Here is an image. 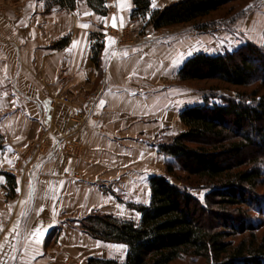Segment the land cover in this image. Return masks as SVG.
Masks as SVG:
<instances>
[{"label":"crops","instance_id":"crops-1","mask_svg":"<svg viewBox=\"0 0 264 264\" xmlns=\"http://www.w3.org/2000/svg\"><path fill=\"white\" fill-rule=\"evenodd\" d=\"M2 1L12 4L0 21V172L14 174L18 189L9 197L0 173V264L124 262L126 245L98 240L78 221L98 212L141 222L128 204H150V179L165 174L160 137L187 129L179 71L192 56L208 53V42L218 45L228 35L136 39L145 27L155 29L132 19L134 0H108L106 16L87 0L75 11L55 7L47 14L51 0ZM176 1L155 0L154 7L152 0V7ZM260 1L233 26L258 44L264 42ZM128 33L130 42L122 37ZM65 38L68 45L58 47ZM83 111H90L86 124L71 132L70 120ZM58 142L69 153H54Z\"/></svg>","mask_w":264,"mask_h":264},{"label":"trees","instance_id":"trees-1","mask_svg":"<svg viewBox=\"0 0 264 264\" xmlns=\"http://www.w3.org/2000/svg\"><path fill=\"white\" fill-rule=\"evenodd\" d=\"M87 1L96 13L108 15V0ZM240 1L244 0H179L154 9L152 0H134L132 19H144L155 30H162L194 23ZM79 3L80 0H51L47 11L57 6L75 11ZM69 41L62 39L57 46L64 47ZM100 49L98 40L94 45L96 58ZM178 77L182 82L220 81L236 87L264 83V47L249 42L217 55L198 53L185 61ZM181 120L187 129L159 144L160 153L166 157L167 172L151 177L150 204H128L141 214L140 223L98 212L78 221L79 227L92 237L128 247L124 262L91 258L90 264H170L191 254L204 256L211 264H264V245L250 247L242 242L236 246L227 241L233 232L206 227L199 217V208L206 206L190 192L196 185L207 187L210 192L206 195V210L212 212L214 205L225 213L263 204L260 196L251 194L263 177L262 168L258 157L248 158L245 154L250 149L264 154V94L255 89L219 104L205 97L203 103L185 107ZM0 173L8 179V196L16 197L17 177ZM244 224L239 218L231 226L244 229ZM59 231L52 235L58 237Z\"/></svg>","mask_w":264,"mask_h":264},{"label":"rangeland","instance_id":"rangeland-1","mask_svg":"<svg viewBox=\"0 0 264 264\" xmlns=\"http://www.w3.org/2000/svg\"><path fill=\"white\" fill-rule=\"evenodd\" d=\"M259 1L260 0H244L240 2L231 3L225 7H222L220 10L212 13L210 16L206 18L200 19L191 24H184L170 29L154 30L153 32H149L148 28L145 27L142 30V32L137 33L135 37L136 39H141L142 41H144L148 37L149 38L160 37L164 39L168 37H175L174 35L184 36L186 35L187 32H195V34L197 35L199 34L213 35L216 31L217 32L223 31V34L228 35V38L224 37L222 39V43L218 45H214L213 43L208 42L207 43L208 47L206 48V51L208 53L206 54L221 53L222 51L224 52L234 51L249 42L254 43L259 47H264L263 40H262L263 43L261 42L262 44H258L250 39H242L240 36L241 34L239 35L238 32L233 28V26L236 24V22L240 20V18H245L250 10H254L255 7H257L256 6L257 4L260 5L259 3L261 1L260 2ZM11 4H12L11 1H8L7 4L4 3V1L0 2V17H2L0 18V21H3L1 19H4L3 22H5L6 16L10 15V14H6V10ZM45 13L46 14L50 13V11L48 12L46 8ZM3 22H0V24H3ZM229 30H232V35H230L231 31ZM98 34L102 35L103 33H98ZM122 37H126L128 42L131 41L129 33L126 36L125 34L124 35L122 34ZM230 46H232V48H230ZM179 82L182 81L179 80ZM182 83L185 91L184 104H186V107H188L187 105L192 106L203 103L205 97H208L211 103L219 104L225 102L229 98H236L242 92L251 93L255 89H257L260 94H264V83L262 82H257L249 87L231 86L220 81H201L194 83L193 82L191 83L182 82ZM64 101L70 102L69 98H65ZM87 105L89 108H92L93 110V102L91 100L87 101ZM89 112L90 111L88 112L83 111L79 114L74 115L72 120H70L71 132L74 133L79 132L81 127L86 124V120L88 117L87 115ZM179 134L169 138L162 136L160 137L159 144L161 142L170 141ZM42 145L48 147L49 145L48 141L47 140L43 141ZM79 145L76 146L75 152L79 150ZM67 148L64 149L63 152L69 153ZM70 148L73 147L70 145ZM159 153H160V149H159ZM260 153L256 154L255 150L250 149L247 151L245 155L248 158L258 157L259 166H261L262 168L263 177L260 181V184L251 193L252 195H257L262 198L263 200L262 205L254 207L253 209H250L248 207L247 208L242 207L240 211H238L237 209L236 210L231 209L225 213L222 211V209L220 210L219 207L214 205L213 207L210 208L211 210H214V212L207 211L206 209H208V205H207L206 195L210 192L209 189L207 187H204L203 185H196V187L190 189V192L196 197L198 203H200L202 206H206L205 208H201V207L199 208V217L200 220L203 222V224L208 228L215 227L218 230L227 229L228 231L233 232V236L229 237L227 241H232L236 246L240 245L242 242H245L250 247L264 245V154L261 155ZM166 172H167V166L165 165V174ZM179 175L182 176L183 178L186 177V174L184 172L179 171ZM177 183L181 184L182 181H177ZM239 218H241L245 222L244 229H241V226L240 227L237 226V229H232L233 226H231V224H236ZM226 224H228L229 226L227 227ZM55 238L57 239V237ZM170 264H211V263L204 256L191 254L179 258Z\"/></svg>","mask_w":264,"mask_h":264},{"label":"snow or ice","instance_id":"snow-or-ice-1","mask_svg":"<svg viewBox=\"0 0 264 264\" xmlns=\"http://www.w3.org/2000/svg\"><path fill=\"white\" fill-rule=\"evenodd\" d=\"M153 6L155 7V0H153ZM115 19V18H114ZM116 26V24L115 23H113V27H115ZM81 27H85V28H87L88 27V25H81ZM104 101L102 100L101 102H100V107H103V105H104ZM39 232H40V230H37V233H36V235H38L39 234ZM37 243H40V240L39 239H37V241H36Z\"/></svg>","mask_w":264,"mask_h":264},{"label":"built area","instance_id":"built-area-1","mask_svg":"<svg viewBox=\"0 0 264 264\" xmlns=\"http://www.w3.org/2000/svg\"><path fill=\"white\" fill-rule=\"evenodd\" d=\"M59 143L60 142H58V144H56L55 148H53L54 153L55 152H61L64 149V147L62 145L59 146Z\"/></svg>","mask_w":264,"mask_h":264}]
</instances>
